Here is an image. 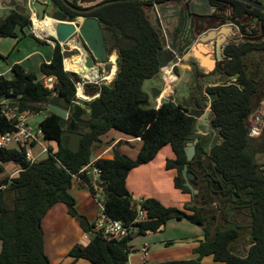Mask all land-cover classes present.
Returning a JSON list of instances; mask_svg holds the SVG:
<instances>
[{
  "label": "trees",
  "instance_id": "16d2710c",
  "mask_svg": "<svg viewBox=\"0 0 264 264\" xmlns=\"http://www.w3.org/2000/svg\"><path fill=\"white\" fill-rule=\"evenodd\" d=\"M164 1L167 0H96L82 5L78 0H52L67 19L97 18L107 53H116V71L109 83L84 84L87 93L92 88L99 94L104 113L88 125L78 124L77 130L83 137L76 152L61 143L63 128L59 116L48 109L49 104H55L71 110L79 101L75 83L80 77L65 70L60 43L49 36L53 42L52 55L39 67L44 76L56 78L52 87L46 86L20 63L11 65L12 77L0 75L1 98H8L22 112L46 111L39 126L43 138L56 144L55 149L47 147L44 158L34 161L25 157L26 148L32 150L37 145L34 142H26L19 148L0 147V175L5 163L12 162L19 167L16 175L0 177V185L6 184L5 188H0V264H50L44 251L42 220L57 202L66 205L67 212L89 239L87 245L77 244L69 250L67 256L73 262L82 259L90 264H126L132 252L130 241L135 235L160 232L174 219L202 228L203 240L193 249V258L156 264H200L205 257L220 264H264V161L256 159V154L264 157V125L259 136L253 137L249 122L250 115L264 99V74L253 68V54L264 55V12L239 0H210L216 11L211 16H198L201 23L214 20V26L234 23L242 35L249 37L240 44L225 45V56L215 71L220 75H236L238 84L205 88L206 93L212 95L210 123L219 129V138L208 145L209 153L196 143V156L200 158L194 156L187 161L184 142L193 133L194 120L189 108L180 103L174 105L171 99L157 108L150 107L149 94L143 87L146 80L161 75L163 32L148 11L154 3ZM29 24L27 12L11 9L0 18V37H17ZM205 26L200 24L196 29L201 32ZM28 35L45 42L32 33ZM13 129V123L0 114V133ZM110 129L128 138H140L136 157L120 152L116 144L111 158H91L95 146L100 145L102 136ZM165 145H170L174 154L166 161V168L175 171L174 187L191 199L177 207L145 197L142 201L144 219L132 225L136 209L126 187L127 175L132 168L152 160ZM185 164L187 173L195 175L192 185L198 189L196 195L184 184L181 172ZM85 166L89 167L82 170ZM93 168L99 171L96 178ZM74 177L93 195L100 194L104 213L109 218L133 227L135 233L116 239L96 231L93 223L77 210L75 198L69 191ZM244 201L249 203L243 205ZM216 203L225 226L211 231L213 220L205 207ZM238 207L249 221L244 228L237 222ZM241 229H246L248 239L243 255L236 252L235 247L241 240Z\"/></svg>",
  "mask_w": 264,
  "mask_h": 264
},
{
  "label": "crops",
  "instance_id": "0c3cea01",
  "mask_svg": "<svg viewBox=\"0 0 264 264\" xmlns=\"http://www.w3.org/2000/svg\"><path fill=\"white\" fill-rule=\"evenodd\" d=\"M190 2L192 4V7L197 11L196 14L211 16L215 11V8L211 6L212 3L210 1L208 2L207 0H190ZM182 4H184V2H182ZM148 13L151 19L154 21V14L151 11V8L149 9ZM208 22L211 21L208 20L207 23ZM225 25H227L228 28L222 29L220 28L221 26L216 27L214 26V24L207 25L206 29L202 31V33L210 32V29H213L214 31L212 33H209L206 37L202 38L203 40H196L192 44L190 50L179 59L177 65L171 72H167V70L166 72H164L161 68L160 78H152L146 80L150 81L154 85L152 87H146L144 86L145 82L143 84V87L148 92L149 97H151V89L157 87L160 89V99L166 97L174 101L176 104H181V102H190L192 108L194 106V100L193 98H191L192 93L189 94L190 89H192L193 92V87L199 83V79L202 77L203 81L207 82L205 84H212V80H210V77H219L218 74L214 73L217 63L221 60L219 54V46L222 43L230 42L233 39V41L235 42H241L242 40L237 37L235 38V35H238L235 27L231 26V24ZM7 38L11 40H5ZM27 38L31 40V44L27 43L22 45V39ZM2 41H6L7 43V50L5 49V52L7 53L6 55L5 52L2 53V51H0V53L3 56L5 55L7 59L4 60L5 64L3 66L0 65V75H3L7 78L12 77L11 65L13 63H20L26 70L34 72L37 75L38 79H43V82L44 80H46V82H49L52 85L56 82V78L54 76H44L39 70L41 62H48L50 60L53 51V42L45 40V42L41 44L37 40H35V38L29 36L28 33L25 32V29L24 31H20L17 37H0V43ZM32 41H34L35 43ZM60 45L63 53V65L65 70H67L65 65L67 63L70 64V62L65 59L73 55L70 51L71 48L68 49V44ZM105 65L106 64L101 65V71H103ZM253 68L258 72L264 74V55L262 60H253ZM195 70L197 71L198 76H196L197 74L195 73ZM103 80L104 79H100V82L95 81L96 83L92 82V84L97 85ZM202 83L204 84V82ZM44 84L47 85L46 83ZM89 91L90 93L88 94L86 91H84V89H82V94L85 96V98V94L92 95L93 89L90 88ZM76 96L80 99L84 97L78 95ZM46 115V111L39 112L36 113L35 116L28 119V121L31 120V125L33 124V126H37ZM249 122L250 125L254 126L253 128L256 129L254 131H257L256 133L258 134L261 130L262 125H264V99L260 100L259 105L250 115ZM109 131H107L102 136L103 141L100 143V145L98 143L95 146V150L93 153L96 155L92 159H95L97 157H112V154H109L108 152L113 150V147L116 144L120 143L119 140L122 139V136L121 134L117 136L114 133L109 136L107 135ZM132 139L140 141V138L138 137L128 138V140ZM49 145L54 149L56 148V144L53 141H49ZM118 147L120 148V146ZM40 150L41 148L39 145H36L32 148V152L35 151V153H33V156L36 157L35 160L42 159L46 156L47 153H42ZM122 151L127 150L122 149ZM43 154H45V156L42 157ZM173 155L174 154L172 151V157ZM256 157L257 161H264L263 155H259V157ZM145 165L146 163H143L132 168L127 175L126 187L132 194V196H134V194H140L141 198L154 197L164 204H168V202H175L179 197L177 193L180 194L181 192L174 187L173 176L175 174V171L173 169H171L172 185L170 181L166 183V187L168 188L169 192L167 197L163 198L161 192L159 191L161 190V187L158 183L154 184L153 189L151 188L150 190H145L138 185L132 184V181L137 177H139L141 181L143 180L142 175L140 174V170ZM164 169L167 170L166 167H164ZM18 171V165L12 162H8L5 163L3 172L0 177L2 178L4 176H14L18 173ZM94 178H96V175H94ZM69 191L75 198L77 210L80 213L84 214L90 223H93L96 219L98 211V200L95 195H93L88 187L81 183L76 177L72 179ZM181 194L185 195L189 200L191 199L189 195L183 193ZM187 224L190 223L185 220H169L160 232L139 236L138 240L136 239V237L133 238L130 241L132 252L129 254V258L126 264H156L167 260L193 258L195 256L193 254V249L199 244L200 241L203 240V230L198 226L193 225L194 227H190ZM169 227L171 228V230H176L180 233H183L184 230H186V232H184L186 234L179 236L178 240L180 242H176V238H174V236H172V238H168V240H165L166 236L164 235V232ZM42 229L44 233V251L49 259L50 264H90L88 261L82 259L73 262V260L67 256V253L74 245L78 244L85 246L88 244L89 239L88 236L75 222V220L71 217V215L67 212V207L63 202H57L47 210L42 220ZM167 242L169 243L168 246H166ZM143 246L148 247V252L145 259H143V256L140 252V248ZM174 249H184L185 252L181 256L176 254V252L173 255H168ZM204 260L212 259L211 257H205L201 260V262Z\"/></svg>",
  "mask_w": 264,
  "mask_h": 264
},
{
  "label": "water",
  "instance_id": "95a60500",
  "mask_svg": "<svg viewBox=\"0 0 264 264\" xmlns=\"http://www.w3.org/2000/svg\"><path fill=\"white\" fill-rule=\"evenodd\" d=\"M185 1L186 0H167L162 3H154L151 7L156 26L162 32L165 31V29H169L170 31V33L166 34V37L170 39V43L160 57L162 61L161 68L166 66L169 62L177 63L178 58H181L187 53L196 40H200L214 31L213 29H210V32L195 35L193 31V14H196L197 11L192 7L190 1L188 4H182V2ZM207 1L209 2L210 0ZM239 1L250 4L252 7L264 12V4L257 0ZM21 4L24 5V2L21 1ZM44 6L45 4L40 1H37L34 4L38 20H43L46 17L55 20L52 36L62 45L70 44L73 46L70 51L73 56L78 57L77 61L80 71L70 72L79 77L90 76L93 78L94 74L95 77L98 76L101 71V65H109L112 61L111 54L107 53L106 44L98 19L92 16H76L73 19H67L66 15L60 10L54 11L48 17L44 11ZM211 6L215 8V5L211 4ZM220 28L225 29L228 28V26L222 25ZM219 54L222 55V52ZM210 79H216L217 84L220 85L238 84L236 75H225L219 78L211 77ZM159 93L160 89L157 87L152 88L150 91V95L154 99L159 96ZM211 100L212 95H208V99L205 100L208 104L206 111H190V114L194 117L191 131L195 133L198 132V127L202 130L207 128L212 129L217 134V139H214V142H216L219 138V129L213 128L207 122V117L211 110ZM166 101H169V98L163 97L161 99V102ZM172 103L174 105L176 104L174 101H172ZM48 109L59 116V122L63 128L61 143L66 144L71 151L76 152L79 149L80 140L83 137V134L77 130L78 124L88 125L92 120L99 118L104 113V104L101 101L99 94L92 92L91 98L86 96V100L75 103L71 110L55 104H49ZM87 112L88 115H86ZM197 120L201 122V125L203 126L202 128L197 125ZM198 139L197 136L193 139H185L184 152L187 161H190L195 156V144ZM204 151L209 153V148L204 147ZM197 158L200 157L198 156ZM181 174L184 184L190 189L192 194L196 195L198 189L194 188L192 185L195 175L191 172L187 173V164L183 166ZM89 175L91 176V174ZM248 203L249 201H244L243 205H247ZM237 209H240V207Z\"/></svg>",
  "mask_w": 264,
  "mask_h": 264
},
{
  "label": "rangeland",
  "instance_id": "374dc122",
  "mask_svg": "<svg viewBox=\"0 0 264 264\" xmlns=\"http://www.w3.org/2000/svg\"><path fill=\"white\" fill-rule=\"evenodd\" d=\"M260 1L262 4H264V0H260ZM11 9H17V8H15L11 4L0 3V18L4 17ZM24 12H27V11H24ZM50 15L51 14H47L48 17ZM45 20H49V18L45 19ZM25 32L28 34L32 33V31L30 30L29 27L25 28ZM52 34L53 33H46V38L48 39L49 36H52ZM236 37L245 39L249 36L248 35L247 36L246 35H242V36L235 35V38ZM3 38H5V37H3ZM5 40H11V39L7 38ZM32 42H34V41H32ZM27 43L31 44V40L28 38L22 39V45L27 44ZM39 43H41V42H39ZM41 44H43V43H41ZM6 45H7L6 41H2L0 43V51H2V53H4L7 50ZM6 53L7 52H5V55H6ZM5 55H4V57L0 58V65H2V66L5 64L4 60L7 59ZM253 56H254V61L255 60H262V58H263V56H260L257 54H253ZM111 60L112 61L109 63V65L106 64V66H104L103 71H101V73L97 77H95V74L93 75V79H91L92 81L90 83L95 82V81L100 82V79H104L103 81L105 83H109L112 80V78L114 77V73L116 71L115 52L111 53ZM73 62H74L73 60H72V62L70 61V64L72 66H73ZM74 64H77L76 61L74 62ZM107 65L109 66V69H107ZM72 70H79V69L75 65L72 68ZM89 78H91V77L89 76ZM41 80L43 81V79H41ZM199 82L200 83L203 82V77L199 79ZM43 83H46L49 87H52V84H50L49 82H46V80H44ZM144 86L152 87L154 85L150 81H145ZM83 89L85 91V85L83 86ZM89 93H90V91H88V94ZM191 93H192V96H195L198 100L200 99L199 92L197 91V89L195 87H193V92H192V89H190L189 94H191ZM85 95L88 96V98H91V96H92V95H87V94H85ZM148 102H149L148 106L154 107L157 101H156V99L149 97ZM181 105H183L184 107L189 108V109L191 107L190 102H188V103L181 102ZM41 112H44V111H41ZM35 115L36 114H29V119ZM29 122L32 123L31 120H29ZM253 127H254L253 125H250V135L253 137H258L259 133L257 134L256 133L257 131H254L256 129H254ZM112 133H114L117 136L121 134V136H122V139L119 140L120 143L117 145L116 149H118L122 153L127 154L129 157H131V156H132V158L136 157L138 149L141 145V141L135 140V139L128 140V136L126 134L120 133V132L116 131L115 129H110V131L107 133V135L110 136ZM45 145L49 146V141L45 140ZM118 146H120V148ZM121 147H122V149H126L127 151H122ZM33 153H35V151H33ZM108 153L113 154V150L109 151ZM95 155L96 154L92 153L91 158H94ZM259 155L260 154H256V156H258V157H259ZM43 156H45V154H43L42 157ZM171 157H172V150H171L169 145H165L164 147H162L158 151L157 155L152 160L148 161V163H146V165L144 167H142V169L140 170V172H141L140 174L142 175L143 180L141 181L140 178L137 177L136 179H134L132 181V184L138 185L139 187H141L145 190H150L151 188L153 189L154 184L158 183L159 186L161 187V190H159V191L161 192L163 198L167 197L169 192H168V188L166 187V183L170 181L171 185H172V170L169 168H167V170H166V169H164V167H166L167 159L171 158ZM177 194L179 195L178 199L175 202H168V204H166V205L182 207L183 204L189 202L188 201L189 199L185 195H182L181 193L180 194L177 193ZM139 198H141L140 194L139 195L134 194L133 201L136 202L137 199H139ZM216 205H217V203L216 204H209V205H206V207H205L208 217H212V220H213V225L211 226V231L214 228H224V226H225L224 220L220 217L219 212L216 210ZM237 211L239 213L238 217H237L238 225L241 226L242 228L248 226L249 221L246 218L245 213L242 212L241 209H238ZM187 225H189L190 227H194L193 225H190V224H187ZM184 232H186V230H184ZM184 232L180 233L179 231L171 230V228L169 227L164 232V235L166 236L165 240H168V238H172V236H174V238H176L175 239L176 242H180L178 240L179 236L186 234ZM241 235H242L241 240L235 244L236 245L235 247H236V252L243 255V254H245V252L248 248V245H247L248 239L246 237V229L245 230L241 229ZM135 237L138 240L139 236L135 235L134 238ZM168 244L169 243L167 242L166 246H168ZM175 252H176V254L181 256L182 254H184L185 250L184 249H182V250L174 249L168 255H173V254H175ZM200 264H220V263L213 262L212 260H204Z\"/></svg>",
  "mask_w": 264,
  "mask_h": 264
},
{
  "label": "built area",
  "instance_id": "2783aa9c",
  "mask_svg": "<svg viewBox=\"0 0 264 264\" xmlns=\"http://www.w3.org/2000/svg\"><path fill=\"white\" fill-rule=\"evenodd\" d=\"M35 0H28L29 4H32ZM29 18H30V24L28 27L32 31V33L39 39L41 40H46L49 42H52L51 40L46 38V32L39 31L36 29L34 23L37 18V13L34 8H30L28 11ZM173 64H169L167 66H164L162 68V71L169 72L170 68L172 67ZM67 71H75L72 69H67ZM92 80L89 77H84L81 76L80 80L76 81V91L83 89V86L85 83H90ZM48 86V85H46ZM77 93V92H76ZM78 98V97H77ZM79 101L86 99L83 97L82 99L78 98ZM156 108L160 106L161 99L160 96L156 98ZM0 114L4 116L8 121L12 122L14 125V129L11 131H7L4 133H0V147H10V148H19L21 145H23L26 142H34L35 144L39 145L41 148L42 153H47L48 152V146L45 145V139L43 138V131L40 128L39 125L33 126L31 123L28 121L29 119V113L27 112H22L19 111L17 106L13 104L8 98H1L0 96ZM139 138V137H138ZM25 157L30 160L34 161L35 157L33 156L32 150L27 147L25 150ZM89 166H85L82 168V170H86ZM98 170L93 168L92 173L94 175H98ZM6 184L2 183L0 185V188L3 189L5 188ZM95 197L97 198V215L96 219L93 222L94 229L96 231L102 232L103 235L106 237H114L116 239H122V238H127L133 233H135V229L133 227H127L124 226L120 221L111 219L104 213V207L101 203V196L100 194H96ZM142 201L143 198L137 199L135 202V209H136V217L132 221V225L140 223L144 219V208L142 206ZM140 252L143 256V259H145L147 252H148V247L143 246L140 248Z\"/></svg>",
  "mask_w": 264,
  "mask_h": 264
},
{
  "label": "flooded vegetation",
  "instance_id": "af4514ba",
  "mask_svg": "<svg viewBox=\"0 0 264 264\" xmlns=\"http://www.w3.org/2000/svg\"><path fill=\"white\" fill-rule=\"evenodd\" d=\"M21 1L22 2H24V5H22L21 4ZM37 1H40L41 3H43V4H45V6H44V11H45V13H46V15L47 14H52L54 11H56V10H58L57 8H56V6L53 4V2H52V0H35L32 4H29V2H28V0H0V3H2V4H11V5H13L15 8H17V9H19V10H22V11H27V13H28V11H29V9L30 8H34L35 9V7H34V4H35V2H37ZM94 1H96V0H94ZM94 1H89L87 4H86V2H82V1H80V0H78V2L80 3V4H82V5H89V4H91V3H93ZM190 0H186L184 3L185 4H188V2H189ZM257 1H259V2H261L260 0H257ZM213 4V3H212ZM214 5V4H213ZM35 11H36V9H35ZM215 11H216V6H215ZM214 11V12H215ZM36 13H37V11H36ZM198 16H203V15H199V14H193V19H194V24H193V31H194V33H195V35H198V34H200V33H202V31L201 32H198L197 31V29H196V27H197V25H200V24H202L203 26H205V29H206V27H207V22L206 23H204V22H200L199 20H197V19H199V17ZM212 22H213V24H214V20L212 21L211 20V22H210V25L212 24ZM225 24H231V26H233V27H235L236 28V30H237V32H238V36H242V34L240 33V31H239V28L234 24V23H224V24H222V25H225ZM222 25H219V26H222ZM217 27V26H216ZM204 29V30H205ZM203 30V31H204ZM164 33H163V37H164V42H165V48H164V50L168 47V44L170 43V39L169 38H167L166 37V34H168V33H170V31H169V29H165V31H163ZM240 39H242V38H240ZM234 40V39H233ZM230 41V42H225V43H222L221 44V46H219V48H220V53L222 52V55H220V57H221V60L223 59V57L225 56L224 55V47H225V45H227V44H229V43H238V44H240L244 39H242L241 40V42H235V41ZM116 59V58H115ZM179 59L180 58H178V61H179ZM220 60V61H221ZM178 61H177V63H178ZM219 61V62H220ZM218 62V63H219ZM177 63H172V62H169L167 65H169V64H173L172 65V67L170 68V71L169 72H171L174 68H175V66L177 65ZM218 63H217V65H218ZM166 65V66H167ZM106 66V65H105ZM216 68H217V66H216ZM216 68H215V71H216ZM196 71V70H195ZM214 71V73L215 74H218V72H215ZM196 73V72H195ZM197 74V73H196ZM219 75V77H222V76H225V75H220V74H218ZM196 76H198V74L196 75ZM218 77V78H219ZM211 78V77H210ZM211 80V79H210ZM204 82V84L205 83H207L206 81H203ZM203 83H198V84H196L194 87L197 89V91L199 92V96H200V99L198 100L195 96H191V98H193V100H194V106L191 108L190 107V111H193V112H199L200 110H204V111H206L207 110V106H208V104L205 102V100L206 99H208V95L209 94H207L206 93V91H205V88L207 87V86H210V85H216L217 84V81H216V79L215 80H212V84H205L204 85ZM86 115H88L87 113H86ZM210 118H211V111H209V115H208V117H207V119H208V123L211 125V123H210ZM196 123H197V125L198 126H201V128L203 127L202 125H201V122L200 121H196ZM212 126V125H211ZM213 128H217V127H214V126H212ZM195 136H197L199 139H198V141H197V143H199V145L200 146H202V148H203V150H204V147H208V145L209 144H211L212 142H214V139H217L216 138V136H217V134H216V132L214 131V130H212V129H209V128H207V129H200V127H198V132H193L192 133V135H191V137H190V139H193ZM209 136V137H208ZM196 145V144H195ZM197 152V151H196ZM195 157L197 158L198 156H196V153H195ZM200 157V156H199ZM197 159H199V158H197ZM210 167V166H209Z\"/></svg>",
  "mask_w": 264,
  "mask_h": 264
},
{
  "label": "bare ground",
  "instance_id": "6f19581e",
  "mask_svg": "<svg viewBox=\"0 0 264 264\" xmlns=\"http://www.w3.org/2000/svg\"><path fill=\"white\" fill-rule=\"evenodd\" d=\"M45 19H48L47 17L45 18ZM45 19H43V20H36L35 21V23H34V25H35V27H36V29L37 30H39V31H43V32H46V33H53V26H54V24H55V20H53V19H51V18H49V20H45ZM69 48H73V46H71L70 44H68V49ZM75 59V60H74ZM65 60H68L69 62L70 61H72V60H74V62L76 61V67L78 68V69H80L79 68V65H78V57H75V56H70L69 58H66ZM73 62V63H74ZM75 66V64H73V66L71 65V64H66L65 65V67L67 68V69H72L73 67ZM78 71H80V70H78ZM97 77V76H96ZM77 95L78 96H81V97H83L84 95L82 94V91H81V89H79V90H77ZM85 97V96H84Z\"/></svg>",
  "mask_w": 264,
  "mask_h": 264
}]
</instances>
